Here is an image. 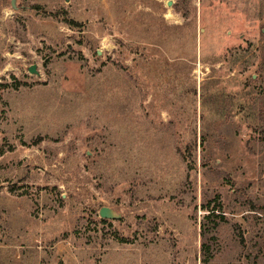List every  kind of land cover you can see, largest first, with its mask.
<instances>
[{
  "label": "rangeland",
  "instance_id": "1",
  "mask_svg": "<svg viewBox=\"0 0 264 264\" xmlns=\"http://www.w3.org/2000/svg\"><path fill=\"white\" fill-rule=\"evenodd\" d=\"M15 6L0 264H264V0Z\"/></svg>",
  "mask_w": 264,
  "mask_h": 264
},
{
  "label": "water",
  "instance_id": "2",
  "mask_svg": "<svg viewBox=\"0 0 264 264\" xmlns=\"http://www.w3.org/2000/svg\"><path fill=\"white\" fill-rule=\"evenodd\" d=\"M15 4H16V0H10V7L12 9L16 8ZM28 73L31 74V75H38L36 70H35V66L29 67ZM98 215L103 220H115V219L119 218L118 215H115V213H113V211L108 209V208H101L99 210Z\"/></svg>",
  "mask_w": 264,
  "mask_h": 264
}]
</instances>
